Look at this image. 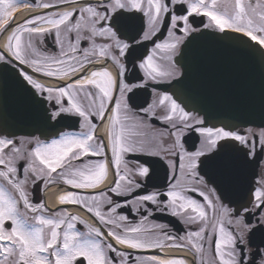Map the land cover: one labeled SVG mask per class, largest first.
I'll use <instances>...</instances> for the list:
<instances>
[{
	"label": "snow or ice",
	"instance_id": "obj_1",
	"mask_svg": "<svg viewBox=\"0 0 264 264\" xmlns=\"http://www.w3.org/2000/svg\"><path fill=\"white\" fill-rule=\"evenodd\" d=\"M23 6L44 11L15 25L11 11L2 14L0 95L10 84L23 92L35 131L17 140L0 127V264H264V173L245 182L235 170L238 160L264 154V130L258 153L256 133L217 126L189 107L192 73L187 64L182 70L187 53L180 50L198 39L199 23L224 33L220 39L239 34L233 39L241 48L264 57V0ZM77 123L79 132L64 130ZM160 169L165 181L171 173L166 187L155 182ZM53 184L70 189L58 205L79 206L94 223L30 199ZM154 211L195 230L173 235L169 223L149 221Z\"/></svg>",
	"mask_w": 264,
	"mask_h": 264
},
{
	"label": "water",
	"instance_id": "obj_2",
	"mask_svg": "<svg viewBox=\"0 0 264 264\" xmlns=\"http://www.w3.org/2000/svg\"><path fill=\"white\" fill-rule=\"evenodd\" d=\"M194 35L198 39L187 49L183 45L180 49L187 53L181 68L183 70V65L187 64L192 73L185 89L189 107L201 115L207 112L212 123L217 125L224 121L234 127L264 126V57L259 53L249 55L241 48L233 39L239 34L228 33L226 38L220 39L218 37H224V33L201 28ZM159 87L165 90L169 86L160 84ZM0 127H6L16 135H29L35 131L24 94L14 84L9 85L6 96L0 95ZM35 134L40 135L39 132ZM257 164L258 158L254 161L240 159L235 170L247 182L254 180ZM161 218L170 219L169 215Z\"/></svg>",
	"mask_w": 264,
	"mask_h": 264
},
{
	"label": "flooded vegetation",
	"instance_id": "obj_3",
	"mask_svg": "<svg viewBox=\"0 0 264 264\" xmlns=\"http://www.w3.org/2000/svg\"><path fill=\"white\" fill-rule=\"evenodd\" d=\"M9 2H12L14 3L16 6L14 9L12 8H8V4ZM28 0H0V19H3V13L6 12V11H11L12 12V16L11 17H7V19L9 20V24L11 25H15V24H19L20 22H22L25 17H27L30 13H40L44 10L40 9V8H36V7H32V8H27V7H24V3H27ZM40 0H37V3H39ZM92 2L94 3L95 0H92ZM199 19H203L204 23H208L207 21V18H197V20ZM194 27H196L198 30L200 28H203V24H195ZM6 35L5 34V38L4 39H0V46H2L5 41H6ZM177 35H180V33H177ZM162 38H166V34H164L162 36ZM23 39H27V34H24V37ZM100 41L98 40V43ZM160 42V41H158ZM151 48H152V45L149 44L148 46V51L150 52L151 51ZM131 72V68H129V74ZM50 78H42L41 82H47L49 81ZM161 84H167V83H164L162 82ZM161 93H163L165 90H163L162 88L159 87L158 89ZM147 92L148 93H151L152 92V87L149 86V88L147 89ZM149 99L151 98L150 96L148 97ZM74 120L77 119V118H73ZM94 122L99 124L100 122L95 120V118H93ZM209 126V125H208ZM161 128L163 127L162 125L160 126ZM66 132H79L80 131V128H79V125L78 123L77 124H74L73 126L71 127H66L64 129ZM235 130H237L238 132H240L241 134H244V135H247L248 132L251 130L252 132L256 133V136L255 137H252L250 139H253L254 142H255V150L256 152H260V148H261V144L259 142V133L261 130H264V127H253V126H245V127H237L235 128ZM37 136V135H36ZM195 137V136H194ZM31 137L30 136H15L14 139H17V140H21V139H30ZM51 139V138H49ZM189 147V145H187ZM197 146H198V143H197ZM259 159V163H258V167H257V174L254 178V180L258 179L259 178V175L264 173V154L260 155L257 157ZM87 159V158H85ZM59 171V170H58ZM55 175V174H54ZM112 177L111 175L109 176V180H111ZM156 183H161L163 182L164 183V186L166 187L167 186V183L171 182V173H169V179L167 181H165V178H164V172L162 169L159 170V174H158V178L155 180ZM105 185H102L101 187L103 188ZM152 189L149 188V191H151ZM98 191V190H96ZM44 192V191H43ZM41 192L39 189L36 190V192L30 196V199L33 200V202H40L41 200L44 201V193ZM85 194H96L95 191H92V190H88V192H86ZM190 195H193V196H196V198L198 200H201L202 201V197H199L197 196L195 193H189ZM121 199V202H123V198H120ZM59 207H63L65 208L64 206H56L53 208L56 209V208H59ZM153 209L155 208V206H152ZM105 211L107 210L106 207L104 209ZM191 211V210H189ZM68 213H72V212H68ZM156 212L154 211L153 212V215L155 214ZM125 215H128V211L127 209H125L124 213ZM78 217H80L81 219L83 220H86L88 223L92 224L94 223L92 217L86 212V215H81V214H76ZM169 218L170 219H163V218H159V217H155L153 218L150 217L149 218V221L150 222H156V223H169L170 225V228L172 230V234L173 235H180V236H183L185 235V233L187 231H191V230H195V226H191V225H184L180 219L178 217H172L169 215ZM129 219L132 220L134 223H138L140 221V216L138 215H131L129 216ZM77 228L80 229V230H84L83 228V225H80V224H77ZM166 252L168 255H176V256H187V257H191V254L187 251H183V252H178L176 250H171V249H166ZM147 254H150V253H147Z\"/></svg>",
	"mask_w": 264,
	"mask_h": 264
},
{
	"label": "bare ground",
	"instance_id": "obj_4",
	"mask_svg": "<svg viewBox=\"0 0 264 264\" xmlns=\"http://www.w3.org/2000/svg\"><path fill=\"white\" fill-rule=\"evenodd\" d=\"M68 188H55L54 186H49L48 189H46L44 191V200L45 203L51 207H54L57 204V198L60 194H63V192L68 191ZM66 208L68 211L71 212H75L81 215H86V212L83 211L79 206H75V205H66ZM155 254H159V255H163V253H155Z\"/></svg>",
	"mask_w": 264,
	"mask_h": 264
},
{
	"label": "rangeland",
	"instance_id": "obj_5",
	"mask_svg": "<svg viewBox=\"0 0 264 264\" xmlns=\"http://www.w3.org/2000/svg\"><path fill=\"white\" fill-rule=\"evenodd\" d=\"M38 163V162H37ZM6 183V182H5ZM72 215H76L75 213H71Z\"/></svg>",
	"mask_w": 264,
	"mask_h": 264
}]
</instances>
